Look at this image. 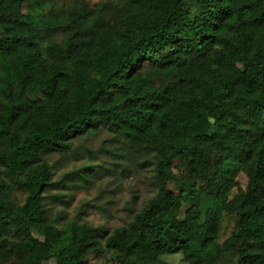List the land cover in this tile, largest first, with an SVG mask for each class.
<instances>
[{
	"label": "trees",
	"instance_id": "obj_1",
	"mask_svg": "<svg viewBox=\"0 0 264 264\" xmlns=\"http://www.w3.org/2000/svg\"><path fill=\"white\" fill-rule=\"evenodd\" d=\"M45 1L0 0V264H87L103 250L119 264H219L222 212L236 219L235 264H264V0ZM98 127L153 155L157 187L105 237L56 226L43 195L44 156Z\"/></svg>",
	"mask_w": 264,
	"mask_h": 264
},
{
	"label": "rangeland",
	"instance_id": "obj_2",
	"mask_svg": "<svg viewBox=\"0 0 264 264\" xmlns=\"http://www.w3.org/2000/svg\"><path fill=\"white\" fill-rule=\"evenodd\" d=\"M93 6L105 3L111 12L125 0H81ZM73 0H46L44 10L69 7ZM192 5V3L186 2ZM36 6L24 3L23 12H31ZM144 73L154 82L162 81L159 75L144 68ZM44 160L51 167V185L43 192L44 204L49 218L58 227L70 222H86L101 232L104 237L116 227L126 225L133 215L156 193L153 179L154 157L133 153L123 138L115 136L104 127L85 131L71 140L64 152L50 151ZM180 174L182 166L175 161ZM240 186L245 185L241 173L235 175ZM173 188V185H170ZM236 189L233 188L230 195ZM24 191L15 188L13 199L17 204L23 201ZM205 203V200L202 201ZM236 225L234 216L222 212L217 242L221 246L219 264H235L232 247L228 239ZM19 259L16 252L5 255L3 263H14ZM169 264H184L181 253L161 255ZM87 264H119L111 251L90 253Z\"/></svg>",
	"mask_w": 264,
	"mask_h": 264
}]
</instances>
